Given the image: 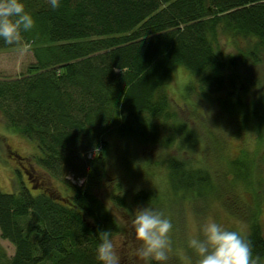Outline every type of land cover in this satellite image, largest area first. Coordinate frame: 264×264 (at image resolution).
Here are the masks:
<instances>
[{
    "label": "trees",
    "instance_id": "obj_1",
    "mask_svg": "<svg viewBox=\"0 0 264 264\" xmlns=\"http://www.w3.org/2000/svg\"><path fill=\"white\" fill-rule=\"evenodd\" d=\"M21 2L35 20L23 33L35 63L26 75L0 80V116L36 146L34 159L47 179L0 191V235L14 248L11 257L0 248V264H98V233L122 232L95 193L106 180L107 138L175 151L196 143L167 94L176 68L202 95L216 97L226 115L255 116L238 95L237 70L264 54V0H60L59 9L47 0ZM220 36L252 48L223 55ZM7 49L0 41V51ZM182 162L167 161L170 191L203 197L201 171ZM50 179L58 183L55 192L46 187ZM113 186L118 211L131 210L129 201L158 203L143 191L129 200L121 184ZM247 218L242 236L264 260L262 227L252 213Z\"/></svg>",
    "mask_w": 264,
    "mask_h": 264
},
{
    "label": "rangeland",
    "instance_id": "obj_2",
    "mask_svg": "<svg viewBox=\"0 0 264 264\" xmlns=\"http://www.w3.org/2000/svg\"><path fill=\"white\" fill-rule=\"evenodd\" d=\"M236 46L252 48L248 41L234 44L228 37H219V53L235 55ZM34 63L30 49L2 50L0 80L26 75L28 67ZM236 86L237 92L241 89L237 94L243 97L244 110L253 111L255 116L226 115L216 97H206L199 92L187 71L182 68L173 71L166 85L171 108L196 136V143L186 151L135 146L113 134L107 138L110 149L105 155L106 180L95 193L122 226V232L113 238L121 264H142L134 257L130 225L134 210L147 205L129 201L131 210L127 213L118 211L111 202V197L118 194L114 182L122 185V193H127L129 200L138 191L155 196L158 203L150 207L171 219V250L166 264H185L182 254L192 255L187 248L188 240L199 234L201 226L209 218L243 235L248 232L252 219L247 217L250 218L252 213L264 234V54H258L254 60L249 59L238 66ZM8 150L21 156L24 166L31 164L38 173L36 184L39 185L42 177H47L35 162L38 155L36 146L14 132L0 116L1 192H16L22 183L29 187L26 174L20 177L16 171L18 161L10 157ZM170 158L201 171L196 176L204 185L207 184L204 190L208 193L196 199L174 196L168 187L167 161ZM194 186L197 190L198 185ZM46 187L51 189L50 192L59 188L52 179ZM217 190L222 197L215 198ZM0 248L8 257L14 253L13 246L1 235Z\"/></svg>",
    "mask_w": 264,
    "mask_h": 264
},
{
    "label": "clouds",
    "instance_id": "obj_3",
    "mask_svg": "<svg viewBox=\"0 0 264 264\" xmlns=\"http://www.w3.org/2000/svg\"><path fill=\"white\" fill-rule=\"evenodd\" d=\"M47 3L52 9L60 7V0H47ZM34 27L35 20L21 0H0V41L4 45L27 51L31 44L24 40L23 33ZM132 214L130 227L135 259L142 264H166L171 250V219L149 205L136 208ZM98 239V264H121L113 233L100 231ZM187 248L192 255L182 254L185 264H264L259 255H254L249 239L211 218L203 223L197 236L188 240Z\"/></svg>",
    "mask_w": 264,
    "mask_h": 264
},
{
    "label": "flooded vegetation",
    "instance_id": "obj_4",
    "mask_svg": "<svg viewBox=\"0 0 264 264\" xmlns=\"http://www.w3.org/2000/svg\"><path fill=\"white\" fill-rule=\"evenodd\" d=\"M7 147L9 148V146H7ZM7 152L10 155V157H14L18 161L19 173H20V175L23 174V176H25V174H26V179H27L28 184L31 186V184L29 183L30 181H33L35 183L36 182V180H35L36 171L32 168L31 164L28 163L26 166H24L23 165L24 159L21 156L15 154L11 150H8ZM21 171L23 173H21ZM21 177H22V175H21ZM37 179L39 180V178H37Z\"/></svg>",
    "mask_w": 264,
    "mask_h": 264
}]
</instances>
